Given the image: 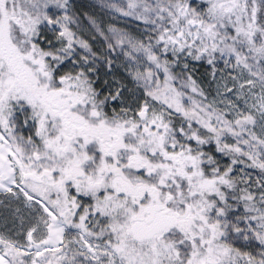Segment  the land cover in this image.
Here are the masks:
<instances>
[{
	"label": "snow or ice",
	"instance_id": "1",
	"mask_svg": "<svg viewBox=\"0 0 264 264\" xmlns=\"http://www.w3.org/2000/svg\"><path fill=\"white\" fill-rule=\"evenodd\" d=\"M100 7L0 0V264H264V0Z\"/></svg>",
	"mask_w": 264,
	"mask_h": 264
},
{
	"label": "rangeland",
	"instance_id": "2",
	"mask_svg": "<svg viewBox=\"0 0 264 264\" xmlns=\"http://www.w3.org/2000/svg\"><path fill=\"white\" fill-rule=\"evenodd\" d=\"M82 3L84 4H94L96 5V8L94 9L95 12L97 13L98 16H102L105 20L109 19V16L107 15V11L106 9H102L100 7L101 3L103 2V0H81ZM114 2H119V0H114ZM121 24L124 23L123 20L120 21Z\"/></svg>",
	"mask_w": 264,
	"mask_h": 264
}]
</instances>
